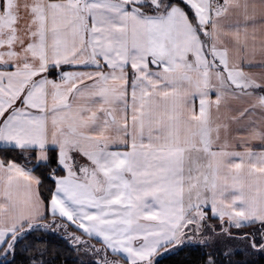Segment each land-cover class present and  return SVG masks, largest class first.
<instances>
[{
  "label": "snow or ice",
  "instance_id": "obj_1",
  "mask_svg": "<svg viewBox=\"0 0 264 264\" xmlns=\"http://www.w3.org/2000/svg\"><path fill=\"white\" fill-rule=\"evenodd\" d=\"M0 264H264V0H0Z\"/></svg>",
  "mask_w": 264,
  "mask_h": 264
}]
</instances>
